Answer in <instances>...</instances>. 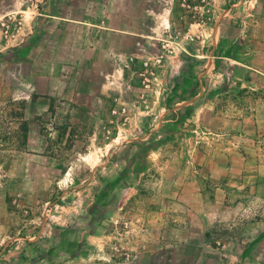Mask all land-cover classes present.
<instances>
[{
	"label": "rangeland",
	"instance_id": "1",
	"mask_svg": "<svg viewBox=\"0 0 264 264\" xmlns=\"http://www.w3.org/2000/svg\"><path fill=\"white\" fill-rule=\"evenodd\" d=\"M49 16L144 33L117 36L137 62L113 71V127L50 112L48 87L95 93L111 68L81 65L80 25L64 47ZM263 28L264 0H0V264H264L247 158L251 133L264 148ZM219 29L233 44L207 46ZM181 75L201 77L203 112L159 117Z\"/></svg>",
	"mask_w": 264,
	"mask_h": 264
},
{
	"label": "crops",
	"instance_id": "2",
	"mask_svg": "<svg viewBox=\"0 0 264 264\" xmlns=\"http://www.w3.org/2000/svg\"><path fill=\"white\" fill-rule=\"evenodd\" d=\"M50 19H56L57 20V31L61 34L60 38L57 40L60 43L64 45L69 44V36L71 35V29L67 27L69 23H75L80 26H77L73 29L75 31L74 35L76 39H79L86 44V48L88 51L94 52V55L88 56L81 65L84 66H106L110 67L111 70L107 72H102L104 75L102 76V79L99 80L100 86L98 91L90 92H77L74 94H71L70 92H62L57 93L54 92V89L56 87L47 88V97L49 103L52 101H55V105L50 110V112L54 113V115H67L71 113V110H78L83 116H89L92 118V120L88 123H85V128L87 130H92L96 126L106 127L110 128L113 127L114 123H116V116L111 113L110 109L114 106V100L117 94L115 93L116 87L113 86L115 83V76L116 74L113 73L114 69L123 67L124 62L126 61V65H128L129 61L137 60L135 57H125L127 56V53L122 51L120 49L119 42L117 40V36L119 34L129 35V36H135V37H141L143 36V32L135 31V30H123L118 28V26L113 25H99V23H88L85 21H80L76 18H67V17H59V16H49ZM90 26H87V25ZM239 30V29H238ZM153 30L150 31L152 33ZM264 31V28H263ZM205 34V40L207 41V46H212V48L216 44L220 45H232L233 43L228 44H222V37L225 35L223 32L219 29L216 33H212V36L209 40V32L203 31L200 32V35ZM67 36V37H66ZM261 40V39H260ZM44 40L42 39V42ZM210 41V42H209ZM263 52L262 50H260ZM126 60H124L122 57ZM97 60H102V63L95 62ZM35 61V59H34ZM33 62V61H30ZM42 66H45L46 63L42 62ZM264 70V69H260ZM187 77V78H186ZM180 87H182L181 92L178 93L177 96H175L174 99V105L169 106V109L165 111L166 106L163 105V107L157 105H154L155 113L158 114L160 117L164 112H172V114H183L184 112L192 111L196 116L203 112V105H197L193 106L192 104L195 103V101L199 98V95L203 92V85L201 81L200 76H185L181 75L179 79L177 80ZM188 85V86H187ZM189 87H193L190 88ZM162 89V88H161ZM161 89L158 88L156 85L153 86L152 90L148 93V100L155 101L156 98H158V103L161 102V99H163V95L165 93V90H163V94L161 95ZM184 89V90H183ZM188 89V90H187ZM160 90V91H159ZM154 91V92H153ZM159 92L158 96L156 95ZM81 95L82 99L79 101L78 96ZM166 95V94H165ZM40 98V96H38ZM44 98V96H43ZM207 111L209 108L213 109L212 102L210 106L207 103ZM64 108V109H63ZM148 109H153V106H148ZM255 116H258L259 111L257 112V108H255ZM159 110V112H157ZM179 110V111H176ZM259 110V108H258ZM175 112V113H174ZM151 113V111L149 112ZM151 119V118H150ZM149 119V120H150ZM58 125V121H56L54 126ZM250 137L252 139L251 142L253 143L255 147V151L253 156H247L248 159L253 157L254 159V169L249 172V174L253 175L254 179L256 180L255 183L260 184V180L262 179V174L260 171L262 170V167L264 166V148L262 147L260 143V137L261 135L257 134L256 131L250 134ZM180 144V147L182 146V140L178 142ZM183 158V156L181 157ZM187 160V158H186ZM183 172V170L181 169ZM260 173V176L259 174ZM184 174V173H183ZM254 192L257 194L258 192L254 189Z\"/></svg>",
	"mask_w": 264,
	"mask_h": 264
}]
</instances>
